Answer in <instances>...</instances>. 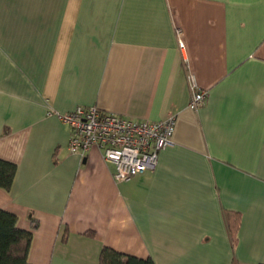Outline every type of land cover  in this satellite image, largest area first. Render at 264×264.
<instances>
[{
    "label": "crops",
    "instance_id": "0c3cea01",
    "mask_svg": "<svg viewBox=\"0 0 264 264\" xmlns=\"http://www.w3.org/2000/svg\"><path fill=\"white\" fill-rule=\"evenodd\" d=\"M185 43L179 45V37ZM208 91L197 108L195 90ZM176 118L155 169L116 180L60 114ZM0 207L33 264H264V0H0Z\"/></svg>",
    "mask_w": 264,
    "mask_h": 264
},
{
    "label": "built area",
    "instance_id": "2783aa9c",
    "mask_svg": "<svg viewBox=\"0 0 264 264\" xmlns=\"http://www.w3.org/2000/svg\"><path fill=\"white\" fill-rule=\"evenodd\" d=\"M179 45L184 48L183 38ZM208 91L195 90L191 107L197 108L207 98ZM72 133L69 149L84 156L92 148H99L105 160L115 165L116 180H128L148 169H155L159 152L174 142L176 118L140 120L124 116L98 106H78L60 114Z\"/></svg>",
    "mask_w": 264,
    "mask_h": 264
},
{
    "label": "trees",
    "instance_id": "16d2710c",
    "mask_svg": "<svg viewBox=\"0 0 264 264\" xmlns=\"http://www.w3.org/2000/svg\"><path fill=\"white\" fill-rule=\"evenodd\" d=\"M18 165L16 162L0 158V187L11 189ZM19 216L0 207V264H33L30 262V249L34 229L39 220L31 216V228L18 225ZM100 264H155L151 258L143 259L120 252L112 247L102 249Z\"/></svg>",
    "mask_w": 264,
    "mask_h": 264
}]
</instances>
